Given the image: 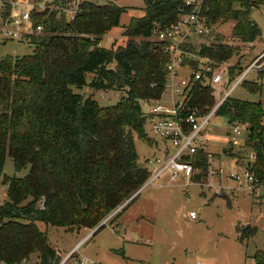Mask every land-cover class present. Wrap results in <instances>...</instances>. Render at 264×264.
I'll use <instances>...</instances> for the list:
<instances>
[{"label":"trees","instance_id":"16d2710c","mask_svg":"<svg viewBox=\"0 0 264 264\" xmlns=\"http://www.w3.org/2000/svg\"><path fill=\"white\" fill-rule=\"evenodd\" d=\"M260 5H264L262 0H205L204 16L210 27L229 23L230 37L250 44L261 36L249 18L250 11ZM179 6V0H144L143 16L132 18L123 27L125 45L113 43L109 49L98 44L119 26L123 13L111 2L97 5L86 1L82 13L71 22L57 19L53 13L34 15L33 25L45 19V35L31 37L33 52L0 58V173L6 157L17 172L28 167L24 177H5L3 181L7 200L0 204V264H20L31 255L37 256L36 264H59L60 256L48 244L47 233L38 228V222L66 231L100 225L93 236L106 225L102 222L110 214L125 203L114 217L117 220L136 200L151 174L139 162L134 144V135L152 144L145 133L140 103L160 98L170 59L161 43L151 38L154 25L163 28L172 23ZM235 54L236 49L222 43L201 46L198 53L214 67L228 63ZM191 66L196 64L191 62ZM237 69V65L230 67L231 75ZM263 75L261 72L256 81L245 80L241 86L260 93L258 81ZM84 87L124 95L115 105L102 107L74 91ZM214 100L210 87L196 82L187 107L202 114L214 106ZM215 115L226 118L230 125L247 127L240 158L244 149L252 153L250 169L256 187L264 188L261 101L230 96ZM226 154L232 155L230 150ZM190 160L195 171L207 170L202 151ZM194 180L200 182L201 177ZM236 232L242 242L253 237L256 228L237 226ZM253 261L264 264V252L257 251Z\"/></svg>","mask_w":264,"mask_h":264},{"label":"rangeland","instance_id":"374dc122","mask_svg":"<svg viewBox=\"0 0 264 264\" xmlns=\"http://www.w3.org/2000/svg\"><path fill=\"white\" fill-rule=\"evenodd\" d=\"M86 1L97 5L111 2L123 10L119 26L112 28L101 38L100 45L103 49H109L113 43L124 46L127 39L122 35L123 27L127 26L132 18L143 16L144 0ZM249 18L261 31L260 38L254 43L244 44L232 39L229 35L230 24L227 23L215 25L213 34L196 40L195 45L201 42L229 45L236 49L237 54L226 63L227 67L237 65L243 69L264 48V5L252 9ZM33 47L20 40L0 41V58L30 55ZM189 59L194 58L189 56ZM191 72L184 64L173 81L174 93L171 95L168 88L166 97H162L159 102L172 106L180 100L183 88L178 84L182 79L189 78ZM256 77L250 74L246 81H256ZM258 83L262 86L260 93H250L238 86L231 97L250 102L260 100L264 110V75ZM176 90L180 91V95L176 94ZM74 91L95 99L102 107L115 105L124 95V92H102L88 87ZM214 99L216 100V96ZM151 105L152 102L143 103L142 111H146ZM232 128L233 125H230L226 118L215 115L205 130V144L213 157L211 167L223 169L224 175L210 177L208 169L205 172L196 170L193 178L185 180L179 175L170 182V174L165 171L140 190L136 200L117 220H114V212L110 214L102 222L106 225L93 236V232L100 225L91 230L66 231L63 228L46 227L38 222V228L47 233L48 244L61 257L60 260L70 253L79 241L90 235L78 246L76 255L93 260L97 264H254L255 253L264 252V194H261L264 189L259 188L257 192L260 195L256 196L255 191L247 186L239 187L232 180L236 175H242L252 154L245 149L244 154L241 152L243 158H240L239 154L247 140V127L239 125V133L234 135L237 141L235 144L231 141ZM145 133L152 144L135 135L134 144L140 163L151 171L152 166H148L145 160L152 156L160 159L166 154L170 156L174 148L153 136L148 125H145ZM224 150H230L232 155H225ZM27 173L28 167L15 171L11 159L6 157L0 173V204L7 200L4 178H22ZM197 175L201 177L200 182L194 180ZM190 212L196 213V219L189 218ZM237 226L254 227L255 235L241 242L236 232ZM36 263V255L25 259V264Z\"/></svg>","mask_w":264,"mask_h":264},{"label":"built area","instance_id":"2783aa9c","mask_svg":"<svg viewBox=\"0 0 264 264\" xmlns=\"http://www.w3.org/2000/svg\"><path fill=\"white\" fill-rule=\"evenodd\" d=\"M84 2L86 0H31V2L0 0V41L20 40L31 44V37L42 38L45 35V23L43 22L45 19L33 25L32 17L34 15L46 17L53 13L57 19L64 18L67 22H71L82 13L81 6ZM179 2L176 18L172 23L163 28L160 24L154 25V39L161 43L163 52L168 54L170 59L165 66L167 78L164 90L160 98L153 100V104L144 111L145 123L152 135L163 143H169L174 151L170 156L166 154L162 159L152 156L145 160L148 166H152V170L150 178L142 188L155 181L165 171L169 172L171 182L179 175H182L184 179L191 178L195 169L190 159L197 151L206 154L210 177L224 175L223 169L211 167L213 157L205 144V130L219 106L231 96L238 86L242 85L250 74L257 76L261 72L264 73V49L243 69L234 70L232 75L227 64L214 67L207 58L200 57L198 53L201 46L209 47L212 43L201 42L195 45V41L211 36L214 29L207 24L204 16L205 0H179ZM86 37L88 38V36ZM98 46H101L100 43ZM189 48H193L194 53L190 52ZM189 56L194 59H189ZM191 62H194L196 67H192ZM184 64L192 72L189 78L182 79L178 84L183 88L181 99L173 103L172 106L161 104L159 101L162 97H166L168 88H170L171 95L174 93L173 81ZM196 82L201 86H209L212 96H216L214 106L202 114L187 107L190 91ZM175 92L180 95L179 90ZM239 129V125H234L232 128L231 141L233 144L237 142L234 135L239 133ZM253 159L254 156L250 155L249 164L245 165L242 175H236L232 180L239 187L247 186L258 196L260 193L257 190L263 187H256L257 180L250 169V162ZM124 205L125 203L114 211V214L116 215ZM188 216L191 219H196L197 215L195 212H190ZM89 236L79 241L77 246L73 247L72 251L60 260L59 264L70 262L73 264H97L93 260L76 255L78 246L84 243ZM20 264H25V259Z\"/></svg>","mask_w":264,"mask_h":264},{"label":"crops","instance_id":"0c3cea01","mask_svg":"<svg viewBox=\"0 0 264 264\" xmlns=\"http://www.w3.org/2000/svg\"><path fill=\"white\" fill-rule=\"evenodd\" d=\"M264 49V48H263ZM263 49H261V50H263ZM89 89V88H88ZM145 102H152V101H142L141 103H140V105H143V103H145ZM153 104V103H152ZM225 151V150H224ZM224 153V152H223ZM226 153H227V150H226ZM226 153H225V155H226ZM139 162H140V160H139ZM183 178V177H182ZM192 178V177H191ZM184 179V178H183ZM170 180V179H169ZM185 180H187V179H185ZM171 182V181H170ZM264 189V188H263ZM261 194H264V192H262ZM82 230H84V229H82ZM73 248V247H72ZM69 253V252H68ZM61 258V257H60ZM68 264H71V262L70 263H68Z\"/></svg>","mask_w":264,"mask_h":264},{"label":"water","instance_id":"95a60500","mask_svg":"<svg viewBox=\"0 0 264 264\" xmlns=\"http://www.w3.org/2000/svg\"><path fill=\"white\" fill-rule=\"evenodd\" d=\"M225 153H226V150L224 151V154H225ZM97 229H98V228H97ZM97 229H96V230H97ZM96 230H95V231H96Z\"/></svg>","mask_w":264,"mask_h":264}]
</instances>
